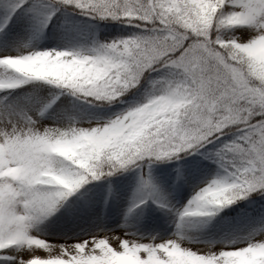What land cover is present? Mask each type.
Segmentation results:
<instances>
[{
  "label": "snow or ice",
  "instance_id": "snow-or-ice-1",
  "mask_svg": "<svg viewBox=\"0 0 264 264\" xmlns=\"http://www.w3.org/2000/svg\"><path fill=\"white\" fill-rule=\"evenodd\" d=\"M73 12L132 30L79 46L4 40L0 90L17 91L0 95V264H264V220L243 236L188 231L264 194V0H0V32L26 21L36 37ZM81 102L124 106L83 126ZM196 152L217 170L173 207L150 166ZM129 168L125 217L152 199L174 213L171 233L126 231L125 221L46 235L72 193ZM197 236L209 239L188 242Z\"/></svg>",
  "mask_w": 264,
  "mask_h": 264
},
{
  "label": "rangeland",
  "instance_id": "rangeland-1",
  "mask_svg": "<svg viewBox=\"0 0 264 264\" xmlns=\"http://www.w3.org/2000/svg\"><path fill=\"white\" fill-rule=\"evenodd\" d=\"M88 17V16H87ZM87 17L77 21L69 27L61 22V15H57L50 25L49 32L44 31L36 37H32L26 27V21H21L11 30L7 37L0 32V48L4 40H29L36 47H64L91 44L93 39L94 26ZM96 19V18H93ZM99 20V19H97ZM113 25L107 38H114L117 35L127 34L132 30L131 25L118 24L111 20H102ZM100 35V34H99ZM30 85L19 86L27 88ZM17 90H0V95L5 92L15 94ZM142 97V90L134 95L125 94L126 100L139 99ZM69 100L71 97L68 98ZM124 105L116 103L106 105L103 108L86 105L81 102L79 111L73 114L81 119L83 126H88L90 115H107L118 110ZM153 181L165 194L166 199L173 207H182L191 197L198 186H202L207 179H210L217 170V165L200 155L199 152L180 154L179 159L154 160L151 164ZM111 182L112 191H109L108 184ZM137 182V170L131 168L120 175L110 177L108 180H97L83 190L72 193L63 205L44 222V231L47 236L59 238H72L94 231L98 227L113 229L122 226L127 221L126 231H139L142 233H158L167 236L175 227L174 213L170 209L153 203L152 199L132 209L125 217V212L131 202L133 189ZM182 186H185L184 190ZM183 191L180 192L179 189ZM250 193V195H254ZM248 197V196H247ZM246 198V197H244ZM242 198H238L240 200ZM235 202V201H234ZM233 204V203H232ZM230 205H226L216 212L211 219L199 228L188 229L190 233L215 232L217 226L228 231L235 230L240 236L248 233L264 220V201L253 210L243 207L231 212ZM209 239L207 236H197L189 243L199 244Z\"/></svg>",
  "mask_w": 264,
  "mask_h": 264
},
{
  "label": "trees",
  "instance_id": "trees-1",
  "mask_svg": "<svg viewBox=\"0 0 264 264\" xmlns=\"http://www.w3.org/2000/svg\"><path fill=\"white\" fill-rule=\"evenodd\" d=\"M57 15H62V13L57 14ZM84 17H87V16H84V15L80 14L79 12H73V13L63 14L62 20L64 22H66V24L69 26V25H72L74 23H77V21H80ZM88 19L92 22V24L94 26V31L92 34L97 35L98 40L103 41V40L110 39V38H107V36H108L109 31H111L113 33V31L110 30L113 27V25H111V23L105 22L102 20L93 19L91 17H87V20ZM48 28H49V26H48ZM89 182H92V181H89ZM84 186L85 185H82L80 189H82ZM261 197H264V194L255 193L254 195H250V196L243 198L241 200H238V201L236 200L234 205L237 203L236 206H241L244 208L246 207L247 209H253L255 206H257L256 204H259V203H261V201H263L261 199ZM232 207H234V206H232ZM233 209H235V207ZM233 209H232V211H233Z\"/></svg>",
  "mask_w": 264,
  "mask_h": 264
},
{
  "label": "bare ground",
  "instance_id": "bare-ground-1",
  "mask_svg": "<svg viewBox=\"0 0 264 264\" xmlns=\"http://www.w3.org/2000/svg\"><path fill=\"white\" fill-rule=\"evenodd\" d=\"M182 188H183L184 190L186 189V187H185V186H182ZM182 188H180V189H179V191H180V192H182V191H183V189H182Z\"/></svg>",
  "mask_w": 264,
  "mask_h": 264
}]
</instances>
